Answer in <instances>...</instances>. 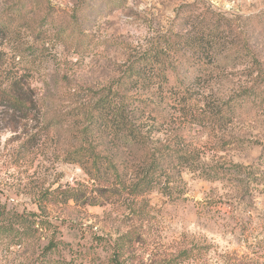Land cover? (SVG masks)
Listing matches in <instances>:
<instances>
[{"label":"rangeland","instance_id":"1","mask_svg":"<svg viewBox=\"0 0 264 264\" xmlns=\"http://www.w3.org/2000/svg\"><path fill=\"white\" fill-rule=\"evenodd\" d=\"M13 2L0 0V15ZM43 3L53 9L37 6L29 19L39 25L49 14L54 24L45 25L46 50L29 66L30 83L43 113L69 115L51 129L31 123V134L40 136L27 148H21L19 134L0 117V202L10 212L36 214L50 223L23 246L0 237V264H264V36L248 20L262 19L264 0ZM186 4L226 14L251 37L248 57L205 90L210 104L247 93L257 99L256 107L228 126L197 128L193 141L201 154L200 169H186L172 196L124 193L99 198L96 206L51 205L47 199L57 190L90 185L79 165L65 161L75 138L72 131L80 125L70 114L79 112L90 90L107 88L133 55L172 29L178 9ZM73 14L82 27L56 38V30ZM26 35L33 41L36 32ZM3 41L0 70L9 66L15 73L22 65ZM236 166L256 178L232 174ZM51 241L58 247L46 252Z\"/></svg>","mask_w":264,"mask_h":264},{"label":"trees","instance_id":"2","mask_svg":"<svg viewBox=\"0 0 264 264\" xmlns=\"http://www.w3.org/2000/svg\"><path fill=\"white\" fill-rule=\"evenodd\" d=\"M43 1L15 0L0 15V39L11 44L17 64L22 65L15 73L9 66L0 70V117L6 128L19 134L21 148L40 136L31 134V123L51 129L69 115L43 113L30 83L29 66L46 50L45 25L54 24L48 13L39 25L29 19L37 6L53 9ZM259 18L248 20L264 36V16ZM80 26L79 16L73 14L55 36L71 35ZM31 29L36 32L33 41L26 35ZM250 38L226 14L182 5L172 29L133 55L107 88L90 90L79 112L70 114L79 118L80 125L72 131L75 138L65 161L79 165L90 185L57 190L47 199L50 204L73 209L96 206L99 198L124 193L136 198L154 191L172 196L182 186L186 169H200L202 158L193 141L197 128L228 126L256 107L257 99L251 94L210 104L205 93L222 72L248 57ZM232 174L256 178L241 166ZM96 191L99 195H94ZM49 225L39 215L10 212L0 202V237L11 244L26 245ZM57 247L51 241L44 249L52 252Z\"/></svg>","mask_w":264,"mask_h":264}]
</instances>
